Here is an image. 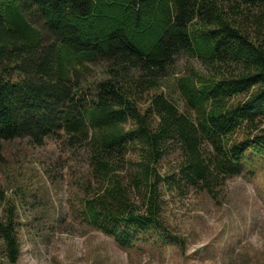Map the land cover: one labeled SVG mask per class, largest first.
<instances>
[{
  "label": "trees",
  "instance_id": "16d2710c",
  "mask_svg": "<svg viewBox=\"0 0 264 264\" xmlns=\"http://www.w3.org/2000/svg\"><path fill=\"white\" fill-rule=\"evenodd\" d=\"M18 137L85 159L76 210L120 245L159 231L184 249L166 193L218 198L264 159V0H0V155ZM20 223L11 200L0 264Z\"/></svg>",
  "mask_w": 264,
  "mask_h": 264
},
{
  "label": "rangeland",
  "instance_id": "374dc122",
  "mask_svg": "<svg viewBox=\"0 0 264 264\" xmlns=\"http://www.w3.org/2000/svg\"><path fill=\"white\" fill-rule=\"evenodd\" d=\"M175 78L167 77L168 89ZM79 156L57 137L41 146L23 137L3 142L0 213L9 201L17 203L21 255L16 264H29L33 257L40 264H264V247H255L252 240L264 238L263 158L252 161L253 171L247 168L225 178L218 198L201 187L166 193L164 216L171 233L185 240L182 249L159 231L124 247L83 220L76 210L75 190L88 165Z\"/></svg>",
  "mask_w": 264,
  "mask_h": 264
},
{
  "label": "clouds",
  "instance_id": "9594fccd",
  "mask_svg": "<svg viewBox=\"0 0 264 264\" xmlns=\"http://www.w3.org/2000/svg\"><path fill=\"white\" fill-rule=\"evenodd\" d=\"M252 240H253V245L255 247H257V248L264 247V238H259V237L254 236L252 238ZM57 258L60 259L58 254H57ZM33 262H34V264H40V260L36 257H33V261H30L29 264H33ZM60 264H67V261L66 260H60Z\"/></svg>",
  "mask_w": 264,
  "mask_h": 264
}]
</instances>
